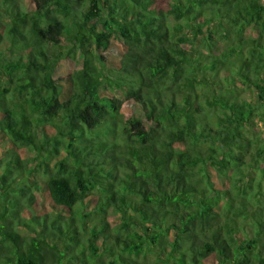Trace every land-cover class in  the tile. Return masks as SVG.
Masks as SVG:
<instances>
[{
	"label": "trees",
	"instance_id": "obj_1",
	"mask_svg": "<svg viewBox=\"0 0 264 264\" xmlns=\"http://www.w3.org/2000/svg\"><path fill=\"white\" fill-rule=\"evenodd\" d=\"M0 264H264V0H0Z\"/></svg>",
	"mask_w": 264,
	"mask_h": 264
},
{
	"label": "rangeland",
	"instance_id": "obj_2",
	"mask_svg": "<svg viewBox=\"0 0 264 264\" xmlns=\"http://www.w3.org/2000/svg\"><path fill=\"white\" fill-rule=\"evenodd\" d=\"M121 52H122V50H121V47L118 43L112 44L111 48L109 49V51L107 53L109 62L112 65H115L117 63V60L121 56ZM244 96L249 97L250 99L252 98V94H250L249 91L244 92ZM120 97L122 98V101H123V111L126 113V115H128V116L131 115L132 112H134V106H133L132 102L128 101L126 99V97L123 95H121ZM260 129H262V123L258 122L255 126V130H256V132H258ZM260 135L262 136L263 134L260 133ZM22 154L24 155V152ZM56 158L52 159V161H51L52 166L54 165ZM39 176H40V179L45 180L46 176H48V175L43 170H40ZM46 195H47V193H46ZM111 222H112V224H114L115 220L113 218H111Z\"/></svg>",
	"mask_w": 264,
	"mask_h": 264
}]
</instances>
